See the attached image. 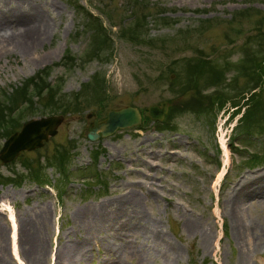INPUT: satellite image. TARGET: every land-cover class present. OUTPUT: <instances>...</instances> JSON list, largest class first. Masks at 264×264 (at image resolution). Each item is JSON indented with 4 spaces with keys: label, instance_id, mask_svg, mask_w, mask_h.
<instances>
[{
    "label": "rangeland",
    "instance_id": "1",
    "mask_svg": "<svg viewBox=\"0 0 264 264\" xmlns=\"http://www.w3.org/2000/svg\"><path fill=\"white\" fill-rule=\"evenodd\" d=\"M5 2L4 9L22 7ZM23 7L41 11L49 25L29 53L0 50L3 124L16 128L12 134L30 118H64L42 147L0 158L2 264H36L38 241L41 264H58L57 246L79 239L88 249L79 264H100L108 243L120 248L116 264H264V186L242 197L248 236L240 238L234 211L235 186L264 173V159L256 160L264 158V138L237 139L243 94L264 99V0H29ZM18 20L9 33L21 28ZM199 57L210 61L204 70L211 66L212 79L192 72ZM216 96L225 99L221 109ZM164 103L162 117L151 116L150 107ZM125 107L139 109L137 125L88 137ZM4 131L0 125V149L10 137ZM32 164L48 182L29 177ZM11 209L19 226L37 220L26 227L27 241L19 228L17 255ZM98 213L115 227L87 235L84 223ZM130 242L132 249L122 248Z\"/></svg>",
    "mask_w": 264,
    "mask_h": 264
},
{
    "label": "bare ground",
    "instance_id": "2",
    "mask_svg": "<svg viewBox=\"0 0 264 264\" xmlns=\"http://www.w3.org/2000/svg\"><path fill=\"white\" fill-rule=\"evenodd\" d=\"M6 5L14 6L12 5V2L17 1L19 4H22V7H10V9H4V6H0V50L3 47L8 48V46H13V47H19L21 48L22 52L25 54L29 53L30 48L36 47L37 41H42L43 37L45 36L46 30L48 28V21L45 19V16L43 13L39 10H36L35 8L33 9H27L23 7V4L26 3L29 0H5ZM37 11V12H35ZM21 13V14H20ZM31 17L29 22L25 23L26 18ZM15 19H24V22L18 20V23H23L20 27L18 28L17 31L12 30L10 33L8 31L9 27H11L10 24L15 23ZM10 48V47H9ZM223 147H225V151L227 153V147L225 143L223 142ZM222 175V174H221ZM220 175V176H221ZM257 183V184H256ZM256 184L254 187L250 188ZM264 186V173L261 174L260 178H258L255 182H250L248 179L243 180L242 184L239 186H235V200H236V208L235 212L236 213V218L238 222L237 226V232L240 234V238L242 236L246 237L248 234H250L251 231H249V227L245 226V221L242 218L241 214V204L242 203V197H253V195H257L258 191L260 190V187ZM241 187V188H240ZM250 188V189H249ZM7 205V204H4ZM9 208L10 205H8ZM12 210V209H11ZM117 212H112L109 215L117 217ZM95 217V218H94ZM93 218L91 217L88 222H85L84 225L87 228V235L92 234L95 231H98L99 229L104 228L105 223L110 225V227H115V224L113 222H109V219L111 217H105L103 214H97ZM9 219L11 221V228L10 232H12L11 238L13 242V253L18 254L17 252V243L19 240V228H24L25 227V236L26 234L30 235L29 232L27 231V228L30 227L31 225L33 226L36 224L37 220L33 218H24L23 222L21 223V226H19L16 214H14V211L12 210L9 216ZM31 226V227H32ZM135 225L131 224L129 230L134 227ZM27 227V228H26ZM122 225L120 224L117 226L116 229V235H118V230H120ZM195 225L190 224V228L194 229ZM30 229V228H29ZM28 236L25 237V240L27 241ZM23 239V238H22ZM21 239V240H22ZM29 240V238H28ZM39 240V238L37 239ZM24 241V239H23ZM86 239H79L78 243H70V242H64L62 245H58L56 249V257L55 261L58 264H79L82 263L83 259L87 255L88 249L86 248ZM107 252L112 251L115 253V256H112V252H108L104 257L100 259V264L103 263V260L105 261L104 264H116L119 259L117 257L120 256V248H115L111 245H106L105 246ZM122 248L126 249H132L131 242L130 244L126 243L122 245ZM36 249L38 251V255H36L35 258V263L36 264H41V259L45 257V251H44V246L40 241L36 244ZM119 255V256H118ZM6 254L1 252L0 253V264L4 262L6 259ZM43 256V257H42ZM117 256V257H116ZM111 258V260L109 259Z\"/></svg>",
    "mask_w": 264,
    "mask_h": 264
},
{
    "label": "water",
    "instance_id": "3",
    "mask_svg": "<svg viewBox=\"0 0 264 264\" xmlns=\"http://www.w3.org/2000/svg\"><path fill=\"white\" fill-rule=\"evenodd\" d=\"M161 109L151 106L150 114L155 118L162 117V111H166V103L161 105ZM160 110V111H159ZM157 111V112H156ZM63 114L43 115L40 118H30L25 120L20 130L10 134L0 149V158L4 162H11L22 150H32L42 147L43 143L51 138L62 124ZM139 109L135 107H125L119 110L110 111L108 122L99 123L89 131L88 137L95 139L102 135L113 133L117 128H126L127 126L137 125L141 121Z\"/></svg>",
    "mask_w": 264,
    "mask_h": 264
},
{
    "label": "trees",
    "instance_id": "4",
    "mask_svg": "<svg viewBox=\"0 0 264 264\" xmlns=\"http://www.w3.org/2000/svg\"><path fill=\"white\" fill-rule=\"evenodd\" d=\"M140 25H142L141 20H138V22L135 24L134 27L136 28V27H139ZM134 27L131 24L130 35H131V38L133 40H137L139 38V34H138L139 31H137ZM97 28H98L97 29L98 31L100 29L99 32L102 35L103 34V32L101 31L102 30V26L99 25ZM103 36L105 38H107V35L103 34ZM101 41L102 40H96V42H101ZM93 48H94L93 54L91 53L89 55V53H88L87 54L88 56H91V55H94V54L98 55L99 51H101V47H99V45H98V47L94 46ZM102 50H104V48ZM251 53H252V51H251ZM244 60H247V59L244 58ZM244 60L241 59L240 62H242ZM209 62H207L206 60H203V59H201L199 57L198 60L195 63H193L192 72L195 71V70L198 71L200 69H202L205 72L204 64L205 63H209ZM256 65H257V69L260 70V67H262L261 66V61H259ZM237 67H238V65H237ZM210 70H211V66H210ZM210 70L207 71V73L206 72L205 73L210 75L209 74ZM254 72L257 74L256 71H254ZM212 77H214V75L208 76V78H211V79H212ZM233 78L235 79V77H233ZM244 90H242L240 93L244 92ZM250 95H249L250 96L249 97L248 95H246L244 93L243 97H242L244 99L242 105H245L246 107L244 108L243 113H241L242 116L239 118V122H238V125H237L238 126V130L237 131L239 132L240 136H238V137L236 136V137H237V139H240V140H244V138H246L247 136L252 137L255 134L264 138V115H263L264 114V106H263L264 105V103H263L264 99H262V97H257L259 94L256 91H253L252 94H250ZM209 98H211V96H209ZM211 100L214 102L213 99H211ZM215 100L218 103L217 104L218 105V109H221V107L224 106L223 103H224L225 99H222V97H220V96L219 97L216 96ZM0 102H2V100H0ZM234 102H235V105H236V107H235L236 110H234L233 114L234 113L237 114V113H239L241 111V107L242 106H240V102H236L235 100H234ZM210 105H212V104L210 103ZM212 107L214 108L213 105H212ZM7 108L8 107L4 103H3V107L0 108V115H1L0 122H2L0 125L5 128V131L3 132V134H5L4 136L9 135L10 132H12L14 129H16V128L12 129L11 127L8 128V126H9L8 123L3 124L4 121H9L8 119H6L7 115H6V110L5 109H7ZM54 110H56V109H54ZM59 110H61V109L58 108L57 111H59ZM17 125H18V122H17ZM62 155H64V154L62 153ZM55 157H53V158H55ZM262 157L263 156H260L259 158H256V160L257 161L258 160L259 161H263L264 158H262ZM30 167L32 169H31L30 174H28V175H29V177L32 180L34 179V180L38 181L39 183H41V185H43V183H45V182H48L46 177H44V176L42 177V175L40 173V170L38 168L33 167V164ZM23 177L24 176L22 174L21 178H23ZM2 180H4V178H0V183L3 182ZM12 180H16L17 181V179H12Z\"/></svg>",
    "mask_w": 264,
    "mask_h": 264
},
{
    "label": "flooded vegetation",
    "instance_id": "5",
    "mask_svg": "<svg viewBox=\"0 0 264 264\" xmlns=\"http://www.w3.org/2000/svg\"><path fill=\"white\" fill-rule=\"evenodd\" d=\"M94 128V127H93Z\"/></svg>",
    "mask_w": 264,
    "mask_h": 264
}]
</instances>
